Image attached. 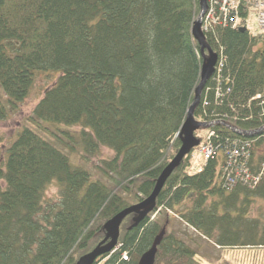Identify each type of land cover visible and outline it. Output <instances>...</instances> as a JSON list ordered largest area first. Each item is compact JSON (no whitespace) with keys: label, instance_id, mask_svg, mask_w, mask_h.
<instances>
[{"label":"trees","instance_id":"1","mask_svg":"<svg viewBox=\"0 0 264 264\" xmlns=\"http://www.w3.org/2000/svg\"><path fill=\"white\" fill-rule=\"evenodd\" d=\"M198 11V0H0L4 100L14 107L37 71H58L27 119L42 130L45 123L79 125L75 138L86 154L109 148L100 169L114 186L92 179L52 143L21 128L8 145L0 143V264H76L104 237V221L131 204L127 197L137 202L151 192L180 144L173 137L199 80L202 58L191 35ZM240 14L238 27L245 29L218 26L206 34L212 48L219 39L225 56L219 80L207 81L194 115L250 130L264 124L260 99L247 105L256 93L264 96V31L248 29L246 11ZM7 113L0 96V120ZM208 129L216 133L215 143L249 144L256 158L248 170L264 161V153L255 152L264 144V130L245 135L222 124ZM191 153L166 179L154 212L165 207L166 218L167 210L178 213L219 248L263 247L264 215L246 214L251 197L264 198V172L254 188L239 182L229 190L217 180L215 157L201 172H187ZM52 182L57 196L47 198ZM185 199L190 204L177 210ZM132 216L122 220L116 248L94 264H137L162 225L150 216L133 225ZM159 255L203 264L174 231L164 234L155 260Z\"/></svg>","mask_w":264,"mask_h":264},{"label":"rangeland","instance_id":"2","mask_svg":"<svg viewBox=\"0 0 264 264\" xmlns=\"http://www.w3.org/2000/svg\"><path fill=\"white\" fill-rule=\"evenodd\" d=\"M197 14L195 18L197 17ZM246 22L248 29L252 31L256 30V18L253 13L249 14ZM57 75L58 73L52 70L36 72L33 84L27 96L19 102L18 106L14 109L8 110L5 119L0 120V143H2V145H8L21 128L28 127L66 154L71 163L87 169L91 178L101 180L108 186L114 187L113 182L108 179L100 169L103 160L112 154V151L109 148L103 146L95 154H86L83 147L77 142V138H75V135L80 128L79 125L45 123L44 125L47 127V130H42L37 128L27 119L33 107L41 98L44 89L54 83ZM0 96L2 102L5 104L1 89ZM199 131L200 130H198V132ZM199 134L202 135L203 133L200 132ZM118 191L125 195L124 191ZM57 192L58 189L56 183L52 182L48 185L45 191V196L47 198H54L57 196ZM127 199L129 202H135V200L130 197H127ZM251 199L252 200L247 206V217L253 219L262 217V215H264V198L251 197ZM189 204L190 201L185 199L180 210L184 209ZM164 210L165 207L158 208L156 212L150 215V219L158 221L160 225L164 224L167 232L174 231L184 244L188 245L198 254L203 264H264V246H234L230 248H219L217 245L212 244L209 239L201 237L199 232L193 227L188 226L185 222L181 221L178 213L172 210H167L169 214L168 219L166 218L167 215L164 214ZM166 219L167 221H165ZM154 264L185 263L184 258H163L159 255Z\"/></svg>","mask_w":264,"mask_h":264},{"label":"water","instance_id":"3","mask_svg":"<svg viewBox=\"0 0 264 264\" xmlns=\"http://www.w3.org/2000/svg\"><path fill=\"white\" fill-rule=\"evenodd\" d=\"M199 13L191 26V34L197 41L200 49V53L203 57L200 72L199 82L194 89V97L191 104L188 107L184 121L181 125L179 132L180 146L175 152L174 156L168 161V163L162 168L158 177L155 180L153 189L143 199L136 203H131L119 211H117L110 218L103 223L104 237L88 252L82 254L76 261V264H93L94 260L101 254L107 253L113 249L116 245L119 228L122 220L130 213H133L132 222L133 225L141 221L145 216H148L156 205V198L165 183L168 176L173 169L178 166L182 158L190 152V150L199 143L194 135V131L199 127H208L213 124H222L227 126L232 131L238 134L254 135L264 130V124L255 129H241L235 125H229L224 121H198L194 117V110L197 107L201 91L205 86L207 80L214 72V65L216 63V53L213 52L211 47L205 40L204 34L200 29L201 18L206 9V0H198ZM207 50V55L204 50ZM165 233V226H162L159 233L153 238L151 245L140 255L137 264H154L155 254L158 249V245L162 240Z\"/></svg>","mask_w":264,"mask_h":264},{"label":"bare ground","instance_id":"4","mask_svg":"<svg viewBox=\"0 0 264 264\" xmlns=\"http://www.w3.org/2000/svg\"><path fill=\"white\" fill-rule=\"evenodd\" d=\"M263 1V0H262ZM233 2L234 3H236V0H233ZM261 0H251V2L249 3V4H247V6H241L240 7V11L243 9V10H245L246 11V19H247V17L249 16V14H254L255 15V18H256V28H259V26H258V23H257V17H259L260 16V11H261V9H262V7H261ZM218 16V15H217ZM222 19H224L225 17L224 16H222L221 17ZM236 19L239 21L240 19H241V14H236ZM192 24H193V22H192ZM192 26V25H191ZM235 28H238L239 30H243V28H240V27H235ZM214 29V28H213ZM213 29H211V30H209V32H211ZM208 32V33H209ZM205 37V40H206V36H204ZM215 38L217 39H215L216 40V43H218V41H219V39L215 36ZM206 42L208 43V41L206 40ZM208 45L210 46V44L208 43ZM211 47V46H210ZM211 49L215 52H218V54H219V56L220 57H224L225 56V54H224V52H222V50L220 51V49H218V48H216V47H214V48H212L211 47ZM52 71H56V70H52ZM56 72H58V71H56ZM209 80H211L210 78L207 80V81H209ZM207 83V82H206ZM206 83H205V85H206ZM3 93V92H2ZM4 96V95H3ZM26 97V96H25ZM24 97V98H25ZM253 97V96H252ZM252 97L250 98V99H248L247 100V105H248V107H249V103H250V100L252 99ZM23 98V99H24ZM22 99V100H23ZM200 99H201V95H200ZM22 100H20V101H18L16 104H15V106L14 107H10L9 105H8V103H6V101H5V105H6V107L8 108V110L9 109H14L16 106H18V104H19V102H21ZM257 106H258V110H260V111H262V107L259 105V104H257ZM256 106V107H257ZM249 117H251V114H248V115H245L243 118L244 119H249ZM184 121V120H183ZM183 123V122H182ZM182 125V124H181ZM181 125H180V127H179V129L175 132V135H174V137L173 138H175V137H178L179 138V130L181 129ZM216 137V133L214 132V131H210L209 133H207V139L213 144V146H214V149L215 150H219V149H225L226 151H227V153H228V158H227V156H226V159H225V162H223V163H221V162H218V161H216V168H215V170L216 171H220V175L221 176H224V177H226V178H228V180H229V184H230V178L227 176V175H232L231 177H234V176H243V178H242V181H244V182H246L249 186H251V188H254L257 184H259V182H260V180H261V177H262V174H263V172H264V165H261V164H259V166H256V165H250V169L248 170V172L246 173H244V174H242V173H240V172H238V168H239V166H241V165H244L245 167H246V170H247V168H248V164H247V160H246V156H242V152H240V151H238L237 150V147H235V146H232V145H229L228 143H226L227 141L226 140H224V141H226V142H222V143H215V141H214V139L213 138H215ZM234 144V143H233ZM179 146H180V144H179ZM179 146H178V148H179ZM177 148V149H178ZM234 149H236L238 152H239V154H240V157L239 156H237V155H235V153H234ZM177 151V150H176ZM174 156V155H173ZM240 158V159H239ZM209 160V159H208ZM208 160H207V162H208ZM181 162V161H180ZM179 165V164H178ZM177 167V166H176ZM193 162H190V164H189V166H188V169H186V171L187 172H189V173H192V170H193ZM218 168V169H217ZM162 170V169H161ZM159 175V174H158ZM158 177V176H157ZM93 179V178H92ZM101 181V180H100ZM103 182V181H102ZM163 186H164V184H163ZM162 186V187H163ZM162 189V188H161ZM161 191V190H160ZM160 193V192H159ZM184 202H181V203H179V204H177V206H176V208H177V210H180V208H181V206H182V204H183ZM145 217H147V216H145ZM144 217V218H145ZM181 219V218H180ZM140 222V221H139ZM138 222V223H139ZM137 223V224H138ZM187 225V224H186ZM163 237H164V235H163ZM162 237V238H163ZM140 257V256H139ZM139 259V258H138ZM138 261V260H137ZM94 262H95V260H94ZM94 262H93V264H94ZM101 263V262H100ZM99 262L98 263H96V264H100Z\"/></svg>","mask_w":264,"mask_h":264},{"label":"built area","instance_id":"5","mask_svg":"<svg viewBox=\"0 0 264 264\" xmlns=\"http://www.w3.org/2000/svg\"><path fill=\"white\" fill-rule=\"evenodd\" d=\"M207 3H208V8L204 16V20H203L204 29H207L209 26L213 24H218V23L219 24H230L231 26H234L236 24L237 22L236 14H238L239 0H236V3H234L233 0H207ZM260 3H261L262 9L260 11L261 12L260 16L257 17V23L260 29H264V0L263 1L261 0ZM222 16H224L225 18L222 19L221 18ZM243 149L244 147L242 146L237 147V150L242 152V156H246L247 158L248 154ZM237 150L234 149V153L235 155L240 157V154ZM211 151H212V146L210 145V142H209L207 145L203 146L198 153L195 154L194 160H193V166L197 168L198 170H200L202 168V164L205 158L211 155ZM238 172L242 174H244L245 172L247 173L246 168H243V165L239 166ZM227 176L230 178V182H234L235 176L234 177H231V175H227ZM240 178L242 180L243 176H241ZM226 179L228 180V178Z\"/></svg>","mask_w":264,"mask_h":264}]
</instances>
